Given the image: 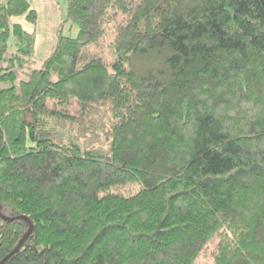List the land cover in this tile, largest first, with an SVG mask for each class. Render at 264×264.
<instances>
[{"label":"trees","instance_id":"16d2710c","mask_svg":"<svg viewBox=\"0 0 264 264\" xmlns=\"http://www.w3.org/2000/svg\"><path fill=\"white\" fill-rule=\"evenodd\" d=\"M18 16L0 0V264H264V0H66L76 37L27 74Z\"/></svg>","mask_w":264,"mask_h":264},{"label":"rangeland","instance_id":"374dc122","mask_svg":"<svg viewBox=\"0 0 264 264\" xmlns=\"http://www.w3.org/2000/svg\"><path fill=\"white\" fill-rule=\"evenodd\" d=\"M31 8L36 10L38 17L35 23L27 22L23 16L13 17L11 22L20 23L23 28L34 33L36 36V46L33 59L28 63L23 71L26 74L34 68H40L44 58L52 51L56 36L57 29L64 36L76 37L78 28L65 20L66 16V0H28ZM12 42V39H11ZM87 52L96 55L100 58L110 60L105 47L87 46ZM24 79L26 78L23 77ZM19 79H22L19 77ZM214 244H211L198 259L199 264H212L213 263Z\"/></svg>","mask_w":264,"mask_h":264}]
</instances>
